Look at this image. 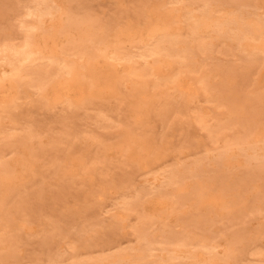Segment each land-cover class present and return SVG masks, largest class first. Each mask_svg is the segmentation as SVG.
<instances>
[{
    "label": "rangeland",
    "instance_id": "obj_1",
    "mask_svg": "<svg viewBox=\"0 0 264 264\" xmlns=\"http://www.w3.org/2000/svg\"><path fill=\"white\" fill-rule=\"evenodd\" d=\"M28 35L43 54L0 88V264H264V0H0V72Z\"/></svg>",
    "mask_w": 264,
    "mask_h": 264
},
{
    "label": "bare ground",
    "instance_id": "obj_2",
    "mask_svg": "<svg viewBox=\"0 0 264 264\" xmlns=\"http://www.w3.org/2000/svg\"><path fill=\"white\" fill-rule=\"evenodd\" d=\"M192 12H194V11H192ZM192 15L194 14V13H191ZM191 15H189V17H190ZM194 16V15H193ZM193 16H191V17H193ZM195 18H193V20H194V22L192 23V25H193V27L195 26L196 28H198V27H201V26H205L207 23H210L209 21H210V17H211V13H210V10H208V9H205V11L204 12H200V14L199 15H195L194 16ZM226 17V16H225ZM226 19V18H225ZM222 20V22L224 23L225 21H227V20H225V21H223V19H221ZM220 20V17H219V19H217L216 20V22H217V24H219L218 22L219 21H221ZM229 20L231 21V22H239L240 20H241V17L240 16H237V15H234L233 17H231V18H229ZM229 20H228V22H229ZM222 22H220V23H222ZM227 22V23H228ZM230 23V22H229ZM160 24H162V23H160ZM157 25V24H156ZM90 22H88V21H84V22H82V21H80V22H76L75 23V27H74V29H76L77 30V32H80V33H83V32H86L90 27ZM226 26H228V24L226 25ZM240 26V25H239ZM158 27V26H157ZM231 27H234V26H231ZM240 27H242V26H240ZM154 29V28H153ZM169 29V28H168ZM164 30H166V28H164ZM240 30V31H239ZM238 31L239 32H241L242 33V37L243 36H245L247 33H250L251 34V32H253L254 34H255V31L257 30V29H252L250 32L248 31H245V32H242L243 31V29H239ZM75 31V30H74ZM177 33H179L177 30H175ZM175 31L174 32H172V33H170L171 32V30H170V32H163V30H162V32L165 34H163V36L160 38V41L158 42L157 41V43L155 44V47L152 49V52H161L162 50L163 51H165L166 52V54H172L173 52H174V47H175V44H177V43H179L181 40L179 39L180 37H179V34H177V33H175ZM76 32V31H75ZM239 32H237L238 34H239ZM170 33V34H169ZM173 33H175V35L173 34ZM236 33V32H235ZM240 33V34H241ZM244 34V35H243ZM161 35V34H160ZM169 35V36H168ZM179 37V38H178ZM37 38V37H36ZM41 38V37H40ZM38 40H39V38H38ZM42 40V39H41ZM45 41V40H44ZM44 41H43V43H44ZM165 42V43H164ZM183 43H185V40L184 41H182ZM187 42V41H186ZM38 42L34 39V38H32V36L31 35H28V37L26 38V40H25V42H24V44H23V46L20 48V47H13L12 48V50H13V54H15L14 55V57L15 58H10L9 59V64L8 65H10L9 67V69H6L4 72H0V83L2 82V85L0 84V88H2V86L4 85L3 84V80L4 79H6V78H12L14 75H16V73L18 74V70L19 69H21L20 68V64L24 61V60H26L29 56H31L33 53H35V52H40L41 54H43V52H42V49H40V47H37V44ZM42 43V44H43ZM44 45H46V42H45V44ZM44 45H42L43 47H45ZM181 45V44H180ZM41 46V48H43ZM181 47H184V46H181ZM48 48V47H47ZM44 49H46V48H44ZM49 49V48H48ZM52 49V48H51ZM44 51V50H43ZM49 51V50H48ZM162 51V52H163ZM113 53V52H112ZM121 56V55H120ZM119 56V57H120ZM109 57V56H108ZM113 57V56H112ZM116 57V56H115ZM95 59H97L96 57H94ZM118 58V57H117ZM15 59V60H14ZM18 62H21V63H18ZM160 65V64H159ZM38 70V73H41V68L40 69H37ZM66 72H67V76L68 77H66V83L68 82L69 83V80H71V79H74V77H76L77 76V74L80 72L79 71V69H78V65H74V64H71V65H67L66 64ZM20 71V70H19ZM162 72V71H161ZM69 74V75H68ZM65 76V75H64ZM61 79V78H60ZM78 79V78H77ZM14 80V79H13ZM13 80H12V82H13ZM59 81V80H58ZM57 81V82H58ZM65 81V80H64ZM63 81V82H64ZM9 82V81H8ZM183 82V81H182ZM55 83V82H54ZM61 85V84H60ZM66 85V84H65ZM5 86V85H4ZM50 87V86H49ZM71 88H70V86H66V88H65V90H66V93H67V91H69ZM8 90V89H7ZM45 90V89H44ZM1 92V91H0ZM63 92V91H62ZM4 97V96H3ZM221 157V156H220ZM199 253H195L194 255H193V261L191 262V264H195L194 263V261L196 262V260H199ZM201 256V255H200ZM117 257V256H116ZM120 258H122V257H119V259Z\"/></svg>",
    "mask_w": 264,
    "mask_h": 264
}]
</instances>
